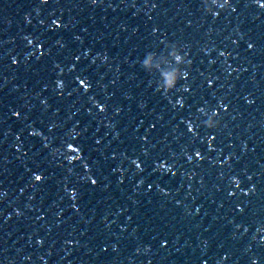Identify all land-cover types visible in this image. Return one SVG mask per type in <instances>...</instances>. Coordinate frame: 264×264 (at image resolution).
Segmentation results:
<instances>
[{"label":"water","instance_id":"95a60500","mask_svg":"<svg viewBox=\"0 0 264 264\" xmlns=\"http://www.w3.org/2000/svg\"><path fill=\"white\" fill-rule=\"evenodd\" d=\"M232 4L213 18L201 0H53L59 264H264V9ZM167 43L192 64L161 95L140 62Z\"/></svg>","mask_w":264,"mask_h":264},{"label":"clouds","instance_id":"9594fccd","mask_svg":"<svg viewBox=\"0 0 264 264\" xmlns=\"http://www.w3.org/2000/svg\"><path fill=\"white\" fill-rule=\"evenodd\" d=\"M92 4L96 3V0H91ZM203 9L206 14L212 16L213 18L218 17L221 12H228L232 11L234 12L236 9L233 7L232 0H201ZM49 0H42V4H48ZM254 3L259 6L260 9H264V2L262 0H254ZM54 24H56V27L59 28L60 25L53 21ZM27 39L28 44H32V40L28 37H25ZM78 39V38H77ZM59 43V42H58ZM63 47V44L60 45ZM248 47L251 49L253 47L252 44H249ZM166 53L167 55L165 57L157 58V56L153 55L152 53H148L145 58L140 62V66L143 70L151 73L154 69L156 71H159L162 77V82L157 83V91L160 92L161 95H166L169 93L174 92L177 87L180 85V82L183 80H186L188 77V71L187 69L191 67L192 61L188 58V53L185 52L179 45L174 43H167L165 44ZM221 56L224 55L223 52L220 53ZM12 63L15 64L16 60L13 59ZM163 66H166L167 70H164L162 68ZM86 84V81L82 82V86ZM58 88H63V84L59 81L57 82ZM184 91H188L187 87L183 89ZM85 91H87V88H85ZM252 101L249 100V103ZM41 103H45L44 101H41ZM179 104L180 101H177ZM102 112L104 111L103 108L100 109ZM198 111L204 115L206 118L203 120V126L210 130H215L219 127V118L218 114L215 110L211 112H207L204 108L198 109ZM189 131H192V126L189 125ZM33 135H40L39 132L32 133ZM71 135L74 137L76 133H71ZM99 143V141H97ZM47 146V145H45ZM67 150L69 152H76L77 149L72 147L71 144L68 145ZM197 158H199V153L196 154ZM76 160H80L79 154L74 158ZM189 159H191L189 157ZM73 158L68 157V162L72 163ZM133 164H135L137 169L141 168V165L137 163L136 161H132ZM87 170V165L84 166ZM159 169L165 170V171H171V168H166V166L161 163L158 166ZM41 176L37 175L35 177V180L39 182L41 180ZM87 179H91V177H87ZM93 185H95L96 181H92ZM233 183L239 186V180L234 179ZM248 193L246 192L245 195ZM6 194L4 192H0V197L5 196ZM70 195L75 198L76 192L72 191ZM229 195H232V193H229ZM237 229H239V225L236 226ZM245 232L248 231V229L245 227ZM256 231L258 233H264V225L257 226ZM261 243H264V238L261 239ZM113 249L115 250V246H113ZM253 264H257V262L254 260Z\"/></svg>","mask_w":264,"mask_h":264},{"label":"snow or ice","instance_id":"6c2138e0","mask_svg":"<svg viewBox=\"0 0 264 264\" xmlns=\"http://www.w3.org/2000/svg\"><path fill=\"white\" fill-rule=\"evenodd\" d=\"M41 178V177H40ZM42 179V178H41Z\"/></svg>","mask_w":264,"mask_h":264}]
</instances>
